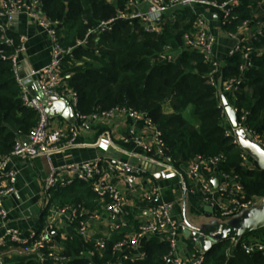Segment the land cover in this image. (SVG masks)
Returning <instances> with one entry per match:
<instances>
[{
    "label": "built area",
    "instance_id": "obj_1",
    "mask_svg": "<svg viewBox=\"0 0 264 264\" xmlns=\"http://www.w3.org/2000/svg\"><path fill=\"white\" fill-rule=\"evenodd\" d=\"M264 1V0H262ZM144 8L136 6L135 0H129L127 6L116 12V14L98 23L96 29L90 30L88 35H99L101 32H109L119 21L129 25L138 24L145 32L159 33L165 21L175 23L178 20V10L187 7H203L211 11L220 13L221 26L229 24L233 19V10L240 4V0H142ZM25 13L27 18L35 21L45 31L51 44V58L48 64L39 69L21 68L18 55L24 51L23 41L25 37L18 35L19 45L15 46L14 39L10 37L9 31L2 19L11 20L15 15ZM192 28L182 36L185 47L195 50L202 55L205 63L210 66L207 75V83L216 89L218 95L221 87L225 94L235 93L238 90L239 81H223L217 78L216 74L221 70L222 64L215 51V36L206 29L205 19L196 16ZM252 21L245 20L234 32H227L230 37L235 38L239 31H242ZM256 31L251 36L264 33V23L256 22ZM58 21L49 20L42 12L40 0H0V39L5 47L13 48L10 56L13 76L20 88V98L24 106L36 112L37 122L30 132L15 139L12 149L8 155H0V264H8L7 259L14 256H34L38 264H43L45 260H56L59 264H66V257L63 253V241L67 233L62 227L60 242H54L51 237V228L60 227L63 219L66 218L69 225L77 223L76 232L83 240L88 241L93 235H99L93 249L88 251V255L100 254L105 249V242L112 231L122 228H129L131 231L125 238L113 247V259L106 264H121L123 260H137L144 257V244L152 236L159 241L168 243L170 250L165 257L167 264H202L204 252L194 258L182 259L177 256V238L185 230L184 223L176 221L171 212L174 202L164 200L162 189L154 180L156 176L164 180L177 179V187L187 194L193 193V187H186L184 176L173 166L172 158L165 153V143L161 139L160 131L154 126L151 120L142 112L128 106L116 105L110 109L96 111L89 114L80 113L77 110V93L69 89L61 76V59L67 55L71 48L63 49L58 42ZM86 38L78 41L81 46L86 43ZM235 43L228 50L226 57H230L237 52H241L244 59V66H249L251 48ZM5 52L0 49V58H5ZM176 54L171 52V47L166 46L159 57L163 61H171ZM243 70V67L241 68ZM28 78L35 79L38 88L35 95L28 89ZM41 94V96L39 95ZM225 96H221V99ZM218 100L222 108V116L226 125L225 136H230L232 142L239 145L235 135V130L226 114L223 101ZM234 102V97H232ZM55 102L65 103L72 111V122L61 116L51 115L50 108ZM232 111L237 116V108L230 105ZM247 112H242L240 118L237 116L238 128L244 131L251 140L264 148V142L250 129L244 125ZM128 119L130 121L126 134L120 137L122 143H132L148 156L147 159L154 167L153 172L147 171L144 167L134 165L130 161H123L113 156V151L117 148L114 140L108 131V124L114 119ZM143 124L144 130L141 132L137 124ZM106 125V130L101 131L90 143L99 152V156L83 162H72L55 165L53 158L61 151L71 146L79 137L91 135L97 126ZM88 144V143H87ZM241 148V147H240ZM32 159L42 157L48 167V173L41 184L40 194L42 197L41 207L45 213L43 225L39 231H35L29 237H24L20 231L7 226L9 211L3 205V198L14 193V182L16 171L9 166L11 158ZM241 158L243 165L255 168L250 156L242 149ZM196 159V158H195ZM191 160L186 165V177L197 188L198 197L204 204H209L213 212L221 220H229L231 217L243 213L255 205L260 198H246L241 177L233 170L222 171L219 164L223 160L222 155ZM215 172L216 177L206 176ZM148 173H151L149 175ZM144 175H148L147 185L141 190V199L148 202L147 215L137 217L132 215L127 207V198L124 191L134 192L139 186ZM152 178H151V177ZM217 179V187L213 188L212 180ZM74 180L90 183L92 191L98 196L101 202V211H88L79 205L71 207H57L50 204L51 190L63 188L70 185ZM116 210L119 211L117 214ZM68 214V215H66ZM137 221L136 229L128 221L129 216ZM94 221L105 223L106 228L101 232L95 231L91 224ZM230 245H237L246 254H252L259 249L264 257V237L258 243L251 241L246 236L241 238L231 237ZM139 251L133 256L128 252ZM230 254V250L228 255Z\"/></svg>",
    "mask_w": 264,
    "mask_h": 264
},
{
    "label": "trees",
    "instance_id": "obj_2",
    "mask_svg": "<svg viewBox=\"0 0 264 264\" xmlns=\"http://www.w3.org/2000/svg\"><path fill=\"white\" fill-rule=\"evenodd\" d=\"M40 1L43 14L49 20L59 22L60 46L71 48L61 59V76L67 87L77 93L80 113L103 111L116 105L140 111L160 131L165 153L184 176L186 187L190 185L183 170L189 161L222 155L220 170H233L240 175L246 198L264 196V172L244 166L242 149L224 134L226 126L216 89L207 83L210 66L199 52L183 44L182 36L192 26L190 21L179 15L175 23L165 21L159 33L145 32L138 24L119 21L109 32L88 35L100 21L124 9L129 0ZM233 16L234 19L222 27L225 32H234L245 20L252 21L256 27V22L264 23V1L240 0ZM7 34L14 39L15 46L19 45L17 34L10 31ZM85 38L86 43L78 46V41ZM243 45L252 50L250 65L244 66L241 52H237L225 58L221 78L223 81H239L233 102L237 116L240 118L242 112H247L244 125L264 142V33ZM166 46L176 54L171 61L159 57ZM0 49L6 55L0 58V155L3 156L9 154L16 138L27 135L35 126L37 115L21 101L20 88L11 67L13 48L5 47L0 39ZM106 128L100 127L93 138ZM173 181L177 185V179ZM191 187L198 196L193 183ZM50 204L57 207L79 205L88 211L102 210L91 184L79 180L51 190ZM44 219L45 213L42 212L37 231ZM128 221L136 229L138 224L132 215ZM76 228L77 223L73 222L70 229L65 230L67 236L62 243V254L67 259L66 264L110 262L114 257V245L131 231L129 228L112 231L104 251L90 256L88 251L93 249L99 235L85 241ZM155 238L145 242L143 258L123 260L121 264H167L165 257L170 247L167 242ZM7 262L38 264L34 256H14ZM43 264L59 263L45 260ZM202 264H264V257L259 249L246 254L238 244L230 245L226 239L212 245L204 254Z\"/></svg>",
    "mask_w": 264,
    "mask_h": 264
},
{
    "label": "crops",
    "instance_id": "obj_3",
    "mask_svg": "<svg viewBox=\"0 0 264 264\" xmlns=\"http://www.w3.org/2000/svg\"><path fill=\"white\" fill-rule=\"evenodd\" d=\"M136 6L144 8L145 4L142 0H135ZM178 14L182 15L187 21L191 22L193 26L196 16H201L205 19L206 29L215 36L214 51L221 61L222 66L226 65V54L229 49L235 45V43H247L251 36L254 34L256 27L249 23L242 31H239L235 38L229 36L221 26L222 18L220 13L208 10L203 7H187L178 10ZM2 22L6 25L10 32L25 37L23 41L24 51L18 55V61L21 68H34L39 69L48 64L51 58V44L45 33L35 21L27 18L25 13L15 15L11 20L2 19ZM191 26V28H192ZM190 28V29H191ZM217 78L221 80V70L216 74ZM29 83V87L32 90H37L36 80L28 78L26 80ZM217 95L218 100L221 96H225L228 101V105H233L232 97L235 93L229 92L225 94L221 87ZM223 99H221L222 101ZM167 108V107H166ZM168 112L170 109H166ZM62 117V116H61ZM63 118V117H62ZM65 119V118H64ZM67 120V119H66ZM130 121L128 119L120 118L111 120L108 124V131L110 132L114 144L117 148L113 151V156L123 161H130L134 165L144 167L147 171L153 172L154 167L147 159V155L141 148L136 147L132 143H122L120 137L127 132V127ZM226 125H229L228 120L225 121ZM100 127L106 128V125L97 126L94 133L91 135L79 137L75 143L71 146L64 148L61 153H58L53 158L55 165L67 164L72 162H83L91 160L99 156L100 152L90 145L95 138L93 136L97 134V130ZM138 129L142 132L144 130L143 124H137ZM88 143V144H87ZM251 162L256 169H259L255 159L249 155ZM9 166L16 171V177L14 182V193L4 197L2 200L4 207L9 211L7 226L17 229L24 237H29L40 226V217L42 215L41 207V184L48 173V167L42 157H35L32 159L11 158ZM186 169V168H185ZM183 170L186 175V170ZM151 175V173H148ZM206 176L216 177L215 172L205 171ZM148 175H144L139 186L134 192L124 191L127 198V207L132 215L142 217L147 215L149 208L148 202L141 199V190L147 185ZM151 177V176H150ZM152 178V177H151ZM155 181L162 189V196L164 200L173 201L174 208L171 212L173 218L183 223L187 220L193 225L210 224L216 221L213 217L214 212H209L204 209L205 205L201 199L193 193H187L185 199L182 192L178 189L177 185L172 180H164L162 177H154ZM187 182L191 186L192 182L186 177ZM184 199V201H183ZM261 199V198H260ZM42 227V226H41ZM62 227L65 230L70 229V225L66 218L63 219V223L60 227L51 228V237L54 242H60V234ZM91 227L98 232L105 230L106 225L101 221H94ZM2 230H0V236ZM264 237V229L260 232L250 234L246 237L248 240L256 241L260 243ZM154 236L150 237V240H154ZM156 239V238H155ZM136 256L139 251L132 250L128 252ZM177 256L182 259L194 258L202 254V251L196 246L192 239L185 238L181 233L177 238Z\"/></svg>",
    "mask_w": 264,
    "mask_h": 264
},
{
    "label": "water",
    "instance_id": "obj_4",
    "mask_svg": "<svg viewBox=\"0 0 264 264\" xmlns=\"http://www.w3.org/2000/svg\"><path fill=\"white\" fill-rule=\"evenodd\" d=\"M36 86L38 84L36 82ZM28 89L32 95H35V91L28 86ZM41 96V94H39ZM223 105L226 110L228 119L235 130V135L238 139L241 149L245 153L251 155L259 168L260 171L264 172V148L256 143H254L251 138L238 128V120L236 114L232 111V108L223 98ZM49 112L54 116H62L68 121L72 122L73 114L72 111L66 106L65 103L55 102L50 108ZM195 161H198L196 158ZM159 177V176H158ZM213 188L217 187V179L212 180ZM186 193L183 191V198L185 199ZM183 199V201H184ZM262 199V198H261ZM261 208H251L245 213H241L239 216L233 217L227 222H215L210 224L193 225L187 220H184L186 226L185 230L182 232L185 238L192 239L194 244L200 248L201 251L206 253L218 241H223L230 239L231 237L241 238L247 236L251 233H255L259 230L264 229V197L261 200ZM205 210L213 212V208L206 204ZM117 214L119 211L116 210ZM68 215V214H66Z\"/></svg>",
    "mask_w": 264,
    "mask_h": 264
},
{
    "label": "rangeland",
    "instance_id": "obj_5",
    "mask_svg": "<svg viewBox=\"0 0 264 264\" xmlns=\"http://www.w3.org/2000/svg\"><path fill=\"white\" fill-rule=\"evenodd\" d=\"M264 197V196H263ZM263 197H262V199H263ZM262 199H260L255 205H253L251 208H253V207H255V208H261V206H262V202H261V200ZM250 208V209H251ZM247 210H249V209H247ZM247 210H245V211H247ZM245 211L243 212V213H245ZM239 215H241V214H239ZM239 215H236V216H239ZM213 217L215 218V220L216 221H220L221 219L219 218V216L217 215V214H215L214 213V215H213ZM235 217V216H234ZM233 217H231L229 220H231ZM229 220H226V221H224V220H221L222 222H227V221H229ZM250 235V234H249ZM249 235H247L246 237H249Z\"/></svg>",
    "mask_w": 264,
    "mask_h": 264
}]
</instances>
